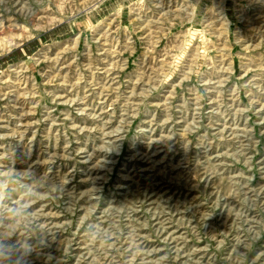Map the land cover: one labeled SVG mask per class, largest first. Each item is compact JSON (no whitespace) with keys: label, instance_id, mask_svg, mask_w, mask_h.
<instances>
[{"label":"rangeland","instance_id":"rangeland-1","mask_svg":"<svg viewBox=\"0 0 264 264\" xmlns=\"http://www.w3.org/2000/svg\"><path fill=\"white\" fill-rule=\"evenodd\" d=\"M10 165L27 264H264V0H0Z\"/></svg>","mask_w":264,"mask_h":264},{"label":"clouds","instance_id":"clouds-1","mask_svg":"<svg viewBox=\"0 0 264 264\" xmlns=\"http://www.w3.org/2000/svg\"><path fill=\"white\" fill-rule=\"evenodd\" d=\"M10 169V175L0 174V205H8V211L0 216V264H27L35 251L33 241L44 243L45 236L29 233L36 231L31 205L45 195L42 189L47 181L30 169L17 170L12 165ZM86 234L94 243L106 242L103 230L95 224L88 225Z\"/></svg>","mask_w":264,"mask_h":264}]
</instances>
